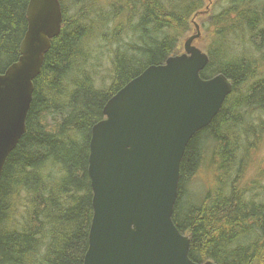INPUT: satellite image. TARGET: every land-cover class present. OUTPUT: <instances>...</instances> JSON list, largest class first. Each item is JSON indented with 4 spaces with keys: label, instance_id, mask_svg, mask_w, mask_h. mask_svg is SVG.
I'll list each match as a JSON object with an SVG mask.
<instances>
[{
    "label": "trees",
    "instance_id": "trees-1",
    "mask_svg": "<svg viewBox=\"0 0 264 264\" xmlns=\"http://www.w3.org/2000/svg\"><path fill=\"white\" fill-rule=\"evenodd\" d=\"M72 1L61 0L62 31L34 81L27 131L0 178V264L84 263L94 214L92 129L107 102L178 54L192 17L207 14L205 0ZM29 2L0 0V73L19 60ZM217 6L204 24L212 37L201 77L224 73L234 92L186 149L174 222L190 238L195 263L264 264V0ZM206 162L212 182L193 197L188 183Z\"/></svg>",
    "mask_w": 264,
    "mask_h": 264
},
{
    "label": "water",
    "instance_id": "water-1",
    "mask_svg": "<svg viewBox=\"0 0 264 264\" xmlns=\"http://www.w3.org/2000/svg\"><path fill=\"white\" fill-rule=\"evenodd\" d=\"M19 60L0 73V178L26 133L34 81L60 34L57 0H32ZM185 40L184 52L152 65L105 105L92 129L88 175L93 219L83 264H198L174 222L181 163L192 138L218 116L232 85L203 79L209 56ZM203 264H217L207 261Z\"/></svg>",
    "mask_w": 264,
    "mask_h": 264
},
{
    "label": "rangeland",
    "instance_id": "rangeland-1",
    "mask_svg": "<svg viewBox=\"0 0 264 264\" xmlns=\"http://www.w3.org/2000/svg\"><path fill=\"white\" fill-rule=\"evenodd\" d=\"M219 1L220 0H205V8L203 10H205L204 12H207V14L204 15L203 13H201V15L197 14L196 16L192 17L191 23H190V30L182 38V41L180 44V51H177L178 54H181L184 52L185 40L188 39L192 35H196L197 31H201V37L199 39L200 41L198 40L195 42V45L197 47H199L200 49H202L203 51L206 50V48L208 46V39H209V41L211 40L212 34L208 32V30L204 24L212 17V15H214L215 12H217L220 9V7L217 6ZM70 2H71V4H73L72 0H70ZM71 14H73L72 8H71ZM201 39H203V40L201 41ZM248 49H250L249 46H248ZM249 55H251V54H249ZM263 66H264V64H263ZM261 148H264V147H261ZM261 148H260L258 158H264V149L262 150ZM211 171L212 170H211V166H210L209 162L205 163V165L199 170V172L196 173V176H194L190 180L187 188L190 192H193L192 193L193 197L195 195H201L203 192H205L209 188V185H210L211 180H212L211 177L213 175V174H211L212 173ZM214 185L216 186V184H214Z\"/></svg>",
    "mask_w": 264,
    "mask_h": 264
},
{
    "label": "bare ground",
    "instance_id": "bare-ground-1",
    "mask_svg": "<svg viewBox=\"0 0 264 264\" xmlns=\"http://www.w3.org/2000/svg\"><path fill=\"white\" fill-rule=\"evenodd\" d=\"M58 1V3H59V6H60V10L62 11V15H63V7H62V2H61V0H57ZM77 1V0H76ZM229 1V0H228ZM232 1V0H231ZM223 2V1H222ZM226 2V1H225ZM31 3H32V0H30V2H29V6H28V8L30 7V5H31ZM230 3V2H229ZM115 5V4H114ZM223 5H224V3H223ZM230 5V4H229ZM191 6V5H190ZM226 6V5H225ZM160 7V6H159ZM186 7V6H185ZM28 8H27V11H28ZM228 8V7H227ZM240 8V7H239ZM235 9V8H234ZM238 9V8H237ZM236 9V10H237ZM243 9V8H242ZM163 10V9H162ZM27 11H26V14H27ZM84 11V10H83ZM234 11V10H233ZM221 12V11H220ZM170 13V12H169ZM172 14V13H171ZM220 14V13H219ZM197 15V14H196ZM195 15V16H196ZM148 16V15H147ZM235 17V16H234ZM233 17V18H234ZM26 18H27V15H26ZM236 18V17H235ZM140 20V19H139ZM131 21V20H130ZM257 21V20H256ZM263 21V20H262ZM28 22V21H27ZM63 22H64V17L62 16V21H61V31H62V26H63ZM230 27V26H229ZM226 29V28H225ZM28 30V29H27ZM248 30V29H247ZM61 31H60V33H61ZM60 35V34H59ZM58 35V36H59ZM250 35V34H249ZM148 36V35H147ZM157 36V35H156ZM160 36V35H159ZM248 36V35H247ZM56 38V37H55ZM54 38V39H55ZM158 38V37H157ZM248 38H250L249 36H248ZM247 38V39H248ZM252 38V37H251ZM219 39V38H218ZM158 40V39H157ZM176 41V40H175ZM254 41V40H253ZM168 42V41H167ZM259 42V41H258ZM159 43V42H158ZM22 44V43H21ZM156 44V43H155ZM259 50V49H258ZM20 51H21V46H20ZM247 52V51H246ZM21 55V54H20ZM177 55H179V54H176V55H173V56H170L169 58H171V57H175V56H177ZM126 56V55H125ZM168 58V59H169ZM263 58V57H262ZM167 59V60H168ZM164 60V59H163ZM166 60V61H167ZM261 62V61H260ZM263 63H264V61H262ZM15 64V63H14ZM13 65V64H12ZM208 65H209V63H208ZM207 65V66H208ZM4 67V66H3ZM150 67V66H149ZM255 67V66H254ZM207 68V67H206ZM227 69V68H226ZM264 70V69H263ZM143 73V72H142ZM141 73V74H142ZM220 75H222V76H224L228 81H229V83L232 85V92L228 95V98L231 96V94L234 92V85H233V82L226 76V75H224V73L222 74V73H220V74H216V76H214V77H217V76H220ZM257 75H259V74H257ZM246 78V77H245ZM263 78V77H262ZM259 79V78H258ZM246 80V79H245ZM261 80H263V79H261ZM251 84V83H250ZM257 84V83H256ZM258 86V85H257ZM251 87V86H250ZM78 88V87H77ZM253 88H254V86H253ZM250 91V90H249ZM245 92H246V90H245ZM248 92V91H247ZM227 100V99H226ZM226 102V101H225ZM224 105V104H223ZM223 107V106H222ZM222 109V108H221ZM251 117V116H250ZM259 118V117H258ZM251 126V125H250ZM202 131V130H201ZM252 134V133H251ZM263 134V133H262ZM233 136V135H232ZM229 139V138H228ZM233 140V139H232ZM231 140V141H232ZM251 142V141H250ZM256 142V141H255ZM260 143H262V142H260ZM241 144V143H240ZM244 145V144H243ZM248 145V144H247ZM231 146V145H230ZM259 146V145H258ZM258 146H257V148H258ZM261 147V146H260ZM263 147V146H262ZM231 148V147H230ZM262 150L264 149V148H261ZM213 150V149H212ZM250 150V149H249ZM216 151V150H215ZM230 152V151H229ZM245 152V151H244ZM250 152V151H249ZM253 152H255L254 150H253ZM252 153V152H251ZM217 154V153H216ZM236 154V153H235ZM238 154V153H237ZM239 155V154H238ZM216 158V157H215ZM231 158V157H230ZM222 160V159H221ZM217 161V160H216ZM210 162V161H209ZM215 162V161H214ZM220 162V161H219ZM207 163V162H206ZM231 163V162H230ZM194 164V163H193ZM216 165V164H215ZM211 166H213V165H211ZM217 166V165H216ZM243 166V165H242ZM57 167V166H56ZM216 169V168H215ZM223 169V168H222ZM236 169V168H235ZM221 170V169H220ZM213 171V170H212ZM211 171V172H212ZM243 171V170H242ZM43 172V171H42ZM196 172V171H195ZM199 172V171H198ZM218 172V171H217ZM217 172H216V174H217ZM232 172V171H231ZM244 172H245V170H244ZM197 173V172H196ZM213 173V172H212ZM211 173V174H212ZM199 174V173H198ZM210 174V175H211ZM195 175V174H194ZM209 175V176H210ZM196 176V175H195ZM199 176V175H198ZM190 177V176H189ZM200 177V176H199ZM206 178V177H205ZM212 178V177H211ZM215 178V177H214ZM223 178V177H222ZM224 179V178H223ZM256 179V178H255ZM45 180V179H44ZM196 181V180H195ZM216 181V180H215ZM223 181V180H222ZM228 181V180H227ZM239 181V180H238ZM212 182V181H211ZM42 183V182H41ZM217 183V182H216ZM244 183V182H243ZM205 184V183H204ZM220 185V184H219ZM233 185V184H232ZM231 185V186H232ZM239 185V184H238ZM211 186H212V184H211ZM217 186V185H216ZM253 187V186H252ZM238 188V187H237ZM243 188V187H242ZM239 189H240V187H239ZM229 190V189H228ZM250 190V189H249ZM209 191V190H208ZM54 192V191H53ZM56 192V191H55ZM251 192V191H250ZM36 193V192H35ZM63 193V192H62ZM249 193V192H248ZM46 195V194H45ZM51 195V194H50ZM60 195V194H59ZM64 195V194H63ZM234 195V194H233ZM61 198V197H60ZM44 201V200H43ZM60 201V200H59ZM63 201V200H62ZM237 202H238V200H237ZM46 203V202H45ZM48 203H49V201H48ZM62 203V202H61ZM219 203V202H218ZM260 203V202H259ZM63 204V203H62ZM256 204H258V203H256ZM50 205V204H49ZM205 205V204H204ZM59 207V206H58ZM204 207V206H203ZM31 208V207H30ZM38 208V207H37ZM43 209V208H42ZM35 210V209H34ZM231 210V209H230ZM246 211V210H245ZM11 212V211H10ZM222 212H224V211H222ZM226 212V211H225ZM9 214V213H8ZM39 214V213H38ZM52 214V213H51ZM232 215V214H231ZM14 216V215H13ZM256 216V215H255ZM42 220V219H41ZM249 220H251L250 218H249ZM35 221V220H34ZM227 221V220H226ZM254 221V220H253ZM55 222V221H54ZM240 222V221H239ZM15 225V224H14ZM56 225V224H55ZM65 226V225H64ZM13 227V226H12ZM56 227V226H55ZM43 229V228H42ZM58 229V228H57ZM46 230V229H45ZM251 231V230H250ZM43 232V231H42ZM64 232V231H63ZM69 232V231H68ZM233 232V231H232ZM236 233V232H235ZM44 234V233H43ZM231 236V235H230ZM45 237V236H44ZM47 237V236H46ZM58 238V237H57ZM67 239V238H66ZM41 240V239H40ZM251 240V239H250ZM37 242V241H36ZM52 242V241H51ZM236 242V241H235ZM250 242V241H249ZM247 243V242H246ZM238 244V243H237ZM52 245V244H51ZM253 245V244H252ZM34 246V245H33ZM40 246V245H39ZM57 246V245H56ZM55 246V247H56ZM247 246V245H246ZM36 248V247H35ZM252 248V247H251ZM260 248V247H259ZM262 250V249H261ZM40 253H41V251H40ZM30 254V253H29ZM24 258H25V256H24ZM27 258V257H26ZM35 258V257H34ZM33 260V259H32ZM263 260H264V258H263ZM35 261V260H34ZM39 262V261H38ZM28 263V262H27ZM41 263V262H40ZM260 263V262H259Z\"/></svg>",
    "mask_w": 264,
    "mask_h": 264
}]
</instances>
